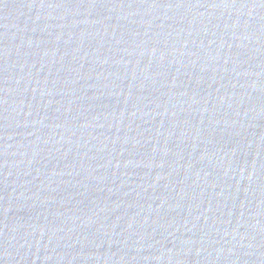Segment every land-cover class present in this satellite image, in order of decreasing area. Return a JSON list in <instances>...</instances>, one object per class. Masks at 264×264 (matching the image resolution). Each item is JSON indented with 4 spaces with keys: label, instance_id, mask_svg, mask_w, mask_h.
Wrapping results in <instances>:
<instances>
[{
    "label": "water",
    "instance_id": "95a60500",
    "mask_svg": "<svg viewBox=\"0 0 264 264\" xmlns=\"http://www.w3.org/2000/svg\"><path fill=\"white\" fill-rule=\"evenodd\" d=\"M0 264H264V0H0Z\"/></svg>",
    "mask_w": 264,
    "mask_h": 264
}]
</instances>
